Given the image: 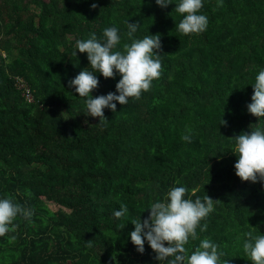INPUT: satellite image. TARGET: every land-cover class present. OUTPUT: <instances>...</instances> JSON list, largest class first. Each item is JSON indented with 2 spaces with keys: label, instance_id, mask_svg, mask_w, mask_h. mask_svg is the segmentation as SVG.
Returning a JSON list of instances; mask_svg holds the SVG:
<instances>
[{
  "label": "trees",
  "instance_id": "obj_1",
  "mask_svg": "<svg viewBox=\"0 0 264 264\" xmlns=\"http://www.w3.org/2000/svg\"><path fill=\"white\" fill-rule=\"evenodd\" d=\"M178 3L0 0V198L33 210L0 237V264H168L172 257L158 261L147 241L137 250L131 221L176 186L193 201L220 200L189 254L207 238L230 264H252L243 244L248 232L264 235V181L236 175L233 136L264 130V118L247 109L264 70V0H203L207 30L190 35L177 31ZM126 21L140 22L132 38ZM113 26L121 36L114 51L159 34L163 71L139 100L105 108L99 123L68 81L93 71L76 41L103 40ZM95 75L94 96L116 92L119 73ZM188 129L191 142L181 138ZM122 205L128 211L116 218Z\"/></svg>",
  "mask_w": 264,
  "mask_h": 264
},
{
  "label": "clouds",
  "instance_id": "obj_2",
  "mask_svg": "<svg viewBox=\"0 0 264 264\" xmlns=\"http://www.w3.org/2000/svg\"><path fill=\"white\" fill-rule=\"evenodd\" d=\"M157 5L167 7L173 0H156ZM222 6V0L221 5ZM93 8L97 5L92 4ZM203 0H179L175 11L183 15V19L176 24L177 31L184 35L200 34L207 30L208 17L200 13ZM127 23V36L133 37L137 32L140 22ZM103 40H99L95 33L87 40H77L76 49L80 53H87L90 68H86L68 81L69 87H74L79 97L86 98L87 116L99 117V123L107 118L105 108L117 112V104L126 105L129 98L139 100L143 92L151 89L154 80L162 75V62L159 54L162 53V43L159 34L145 36L143 39H134L131 44H124L123 51H114L120 44L121 36L117 27H107L103 31ZM77 55V52L74 53ZM95 73H101L105 78H114L117 73L121 79L116 84V92L107 95L94 96L93 91L99 87L100 81ZM254 91L251 103L247 105L248 112L264 118V70L259 71L252 84ZM118 93V94H117ZM224 116V115H223ZM87 122V121H86ZM222 118L221 123L227 125ZM251 127V125H250ZM236 147L233 152L238 156L234 167L236 175L242 181H264V130L257 127L251 131H243L233 136ZM186 142H191V129L181 137ZM179 183V182H177ZM188 189L183 186L171 188L163 201H156L146 208L150 209L147 218L131 221L135 228L130 233L132 243L140 253L145 251V241L157 254L158 261L168 260V264H230L229 259H224L225 253L218 250L219 246L209 239L200 241L199 246L189 254L186 245L190 239H197V228L207 230L205 220L214 211L215 200L208 194L194 201L185 198ZM145 209V210H146ZM126 205L121 210L115 211L116 218L126 215ZM31 219L33 210L14 202L11 197L0 198V237L15 231L14 221L17 216ZM247 239L243 244L244 252L252 264H264V235L245 234ZM12 237L9 242L14 240ZM89 247L92 246L89 240Z\"/></svg>",
  "mask_w": 264,
  "mask_h": 264
},
{
  "label": "rangeland",
  "instance_id": "obj_3",
  "mask_svg": "<svg viewBox=\"0 0 264 264\" xmlns=\"http://www.w3.org/2000/svg\"><path fill=\"white\" fill-rule=\"evenodd\" d=\"M48 205L51 207L52 210H57L59 206L53 202H49Z\"/></svg>",
  "mask_w": 264,
  "mask_h": 264
}]
</instances>
